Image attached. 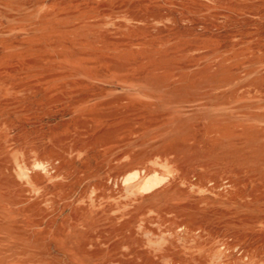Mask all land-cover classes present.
<instances>
[{
  "label": "rangeland",
  "instance_id": "rangeland-1",
  "mask_svg": "<svg viewBox=\"0 0 264 264\" xmlns=\"http://www.w3.org/2000/svg\"><path fill=\"white\" fill-rule=\"evenodd\" d=\"M0 264H264V0H0Z\"/></svg>",
  "mask_w": 264,
  "mask_h": 264
}]
</instances>
